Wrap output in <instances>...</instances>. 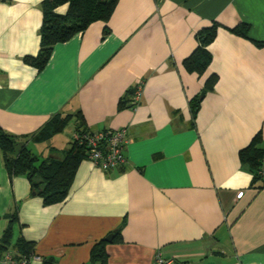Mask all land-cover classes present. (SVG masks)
I'll use <instances>...</instances> for the list:
<instances>
[{
	"label": "crops",
	"instance_id": "0c3cea01",
	"mask_svg": "<svg viewBox=\"0 0 264 264\" xmlns=\"http://www.w3.org/2000/svg\"><path fill=\"white\" fill-rule=\"evenodd\" d=\"M42 2L0 0V126L42 159L69 151L78 127H126L125 161L103 171L84 158L68 196L45 204L27 176L10 177L0 150V243L17 211L9 250L22 256L23 237L31 264H94L101 241L107 264H156L157 253L175 264H264V161L256 178L240 160L255 138L264 154V0H118L108 21L54 45L40 70ZM242 23L249 37L232 31ZM213 25L210 64L189 69ZM139 79L140 104L125 105ZM57 114L73 117L32 141Z\"/></svg>",
	"mask_w": 264,
	"mask_h": 264
},
{
	"label": "trees",
	"instance_id": "16d2710c",
	"mask_svg": "<svg viewBox=\"0 0 264 264\" xmlns=\"http://www.w3.org/2000/svg\"><path fill=\"white\" fill-rule=\"evenodd\" d=\"M117 2L118 0H43L40 50L38 55L32 59L38 69L41 70L48 63L54 45L69 40L96 21H108ZM64 4L68 5L67 11L59 13L57 9ZM216 31L217 28L213 25L199 32V45L185 60L189 69L201 73L208 67L213 57L209 45L214 40ZM232 31L238 35L249 37L250 26L247 23H242L233 28ZM257 44L264 45V41H257ZM211 79L210 85H212L214 77ZM132 92L133 89L124 98L125 105H131ZM200 102L199 99L192 102L193 115H196L199 110ZM72 117V115H55L38 133L31 137V140L41 142L50 139L54 134L62 131ZM77 131H87V129L78 127ZM27 143L28 141L8 133L0 126V150L4 155L10 177L27 176L32 183L34 193L40 195L45 204L63 201L69 194L79 163L85 158L83 146L73 142L71 149L61 158L48 157L42 159L28 147ZM240 160L250 165L256 178L260 176L264 154L256 138L240 151ZM9 218V224L0 243V248L5 251L10 249L13 223L18 221L17 211L12 213ZM15 246L24 253L21 254L22 256L31 255L33 246L23 237L18 239ZM91 261L94 264H107L105 241L94 246ZM44 264L54 263L50 260L45 261Z\"/></svg>",
	"mask_w": 264,
	"mask_h": 264
},
{
	"label": "built area",
	"instance_id": "2783aa9c",
	"mask_svg": "<svg viewBox=\"0 0 264 264\" xmlns=\"http://www.w3.org/2000/svg\"><path fill=\"white\" fill-rule=\"evenodd\" d=\"M144 87V79H139L134 85L130 97L132 107L136 108L140 104ZM73 142L83 146L86 159L103 171H109L121 166L125 161L128 129L124 127L117 130L76 131L73 134ZM260 174H262V170ZM33 257H35L34 254L20 256L8 250L0 257V264H31ZM156 264H173V261L166 260L161 253H157Z\"/></svg>",
	"mask_w": 264,
	"mask_h": 264
},
{
	"label": "water",
	"instance_id": "95a60500",
	"mask_svg": "<svg viewBox=\"0 0 264 264\" xmlns=\"http://www.w3.org/2000/svg\"><path fill=\"white\" fill-rule=\"evenodd\" d=\"M116 232V231H115ZM114 232V233H115ZM112 237H113V233L107 238L108 240H111L112 239Z\"/></svg>",
	"mask_w": 264,
	"mask_h": 264
},
{
	"label": "rangeland",
	"instance_id": "374dc122",
	"mask_svg": "<svg viewBox=\"0 0 264 264\" xmlns=\"http://www.w3.org/2000/svg\"><path fill=\"white\" fill-rule=\"evenodd\" d=\"M173 264H175V262H173Z\"/></svg>",
	"mask_w": 264,
	"mask_h": 264
}]
</instances>
